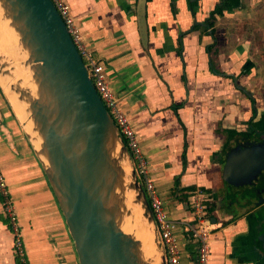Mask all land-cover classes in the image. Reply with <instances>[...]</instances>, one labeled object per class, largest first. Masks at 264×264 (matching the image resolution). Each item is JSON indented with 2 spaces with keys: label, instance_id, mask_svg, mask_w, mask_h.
I'll use <instances>...</instances> for the list:
<instances>
[{
  "label": "crops",
  "instance_id": "obj_1",
  "mask_svg": "<svg viewBox=\"0 0 264 264\" xmlns=\"http://www.w3.org/2000/svg\"><path fill=\"white\" fill-rule=\"evenodd\" d=\"M64 1L82 43L105 69L166 214L189 219L192 191L220 197L227 139L230 146L244 142L247 130L264 139V0H146V47L138 0ZM216 8L221 15L209 27ZM0 170L29 264H78L41 165L1 89ZM213 215L207 264H264V205L230 213L219 207ZM174 234L179 264H194L188 233L177 227ZM0 264H17L1 203Z\"/></svg>",
  "mask_w": 264,
  "mask_h": 264
},
{
  "label": "water",
  "instance_id": "obj_2",
  "mask_svg": "<svg viewBox=\"0 0 264 264\" xmlns=\"http://www.w3.org/2000/svg\"><path fill=\"white\" fill-rule=\"evenodd\" d=\"M195 0H191L194 2ZM146 0L137 1V20L141 41L146 47ZM0 20L18 36L15 48L24 59L16 63L0 53V78L26 109L39 148L18 118L31 143L49 187L62 213L73 242L78 264H148L142 259L140 242L123 232L118 220L124 158L130 166L135 193L134 204L152 228V241L160 264H167L150 203L134 160L93 86L87 68L66 26L51 0H0ZM27 68L35 85V95L20 87L15 67ZM237 88L253 100L242 86ZM222 163V197H215L216 208L227 204V189L251 187L264 173V139L259 142L234 140ZM117 156H114L116 148ZM229 203V202H228ZM224 204V205H225ZM258 202L256 205H260ZM231 205H233L231 203ZM212 225L216 216L212 214ZM195 264V263H194Z\"/></svg>",
  "mask_w": 264,
  "mask_h": 264
},
{
  "label": "built area",
  "instance_id": "obj_3",
  "mask_svg": "<svg viewBox=\"0 0 264 264\" xmlns=\"http://www.w3.org/2000/svg\"><path fill=\"white\" fill-rule=\"evenodd\" d=\"M51 1L61 16L74 45L83 59L94 88L96 89L106 110L113 119L134 160L137 173L142 180L147 193L150 208L157 224L161 241L165 248L167 264H179L182 257L181 245L174 234L177 227L185 230V232L188 233L191 242H193L194 263L207 264L210 257V237L213 231V225L211 223V207L215 202V197L213 194L203 189H196L189 194L190 196L188 198V205L190 209L189 219L174 221L168 217L161 200L157 196L153 183L147 176V162L139 147L136 134L127 117L119 108L117 99L112 90L109 88L103 65L93 58L92 54L82 43L79 28L77 27L66 2L64 0ZM0 196L2 199L0 202L2 206V213L7 220V227L12 235L13 258L17 264H29L17 214L10 201L7 184L1 170Z\"/></svg>",
  "mask_w": 264,
  "mask_h": 264
},
{
  "label": "bare ground",
  "instance_id": "obj_4",
  "mask_svg": "<svg viewBox=\"0 0 264 264\" xmlns=\"http://www.w3.org/2000/svg\"><path fill=\"white\" fill-rule=\"evenodd\" d=\"M2 24L4 26L1 27V23H0V27L2 28V30L4 29L3 27H5V31H7V32L13 30L12 28L10 29V27H9L10 30L9 29L6 30V26H8L9 20H5V23L3 22ZM0 31H1V29H0ZM5 31L3 30L2 32H5ZM12 32H11V36H13V34L15 33V32H13V34H12ZM8 33H10V32H8ZM9 36H10V34H9ZM9 36H7V37H9ZM15 36L17 38H14ZM4 38H6V37H4ZM13 38L15 40H18V36L16 33L13 36ZM2 39H3V37H2ZM7 39H5V40H7ZM12 40H10V41H12ZM2 43L3 42H0V44H2ZM10 50L12 53V49H10ZM18 52H20V50ZM0 53L3 54L4 56H6L7 58L9 56L8 54L5 53V51L0 50ZM13 53H12L13 55L11 54L12 58L14 59L13 62L17 63L18 61L21 60V58L17 55L16 48H15V51ZM14 75H15V78L17 79V81L20 83L19 84L20 87L23 89L29 90L30 93L34 96L36 88H35V85H34L32 79H31V72L27 68H24L21 71V73L19 72L17 74H16V70H15ZM0 80H2L4 83V88L2 87L1 84L0 85L3 88L4 92L6 93V95L8 96V98L10 99L15 113L17 114L18 118L25 124L27 131L34 138V141L36 142V144L34 143L36 148H39L40 138L33 129L31 120L28 117V111L26 112V110H25L27 103L23 102V101H18L16 99V96L14 95V93L9 90V84H8V81L6 79L0 78ZM22 102L24 103L23 106H22ZM118 150H119V148L117 147L115 150L114 156H117ZM119 163H120V166H121L122 171H123L122 184H121V187H119L117 189V194H118V196L120 198V202H121V214H120V217L118 220L119 226L123 232L133 236L135 239H137L140 242V244H141L140 252H141L142 259L145 262H149L148 264H160L159 254H158V252H157V250L153 244L152 237H151V235H153L152 228L146 219H145L146 225L150 228L151 235L148 234L147 231L142 232L143 231V219H144L142 217V211H141L139 206L134 204L135 193L129 189V186L132 183L129 164L125 158L123 160H121ZM136 234L138 237H140V238L142 237V238L138 239Z\"/></svg>",
  "mask_w": 264,
  "mask_h": 264
},
{
  "label": "flooded vegetation",
  "instance_id": "obj_5",
  "mask_svg": "<svg viewBox=\"0 0 264 264\" xmlns=\"http://www.w3.org/2000/svg\"><path fill=\"white\" fill-rule=\"evenodd\" d=\"M194 2H196V0ZM256 105L257 104L255 103V108H256ZM250 131L251 130H247L246 133L249 134ZM251 136L252 134H249V135L244 134L242 137L247 138V140H250V142H252L251 140H253V137ZM258 137H259V141H261L262 140L261 136H258ZM250 188L252 190V193L247 198H245L244 195L243 196L239 195L238 198L236 199L232 195V197L234 198V201H231L230 203L227 202V204L221 203L219 207L223 209L224 211H227L228 213L234 212V211H242L243 209H250V208L254 210V209H258L262 207L264 205V173L259 176V178L253 183V185ZM258 202H260L261 204L256 205ZM231 203L233 205H231ZM214 205L215 206L213 207L216 208L215 203Z\"/></svg>",
  "mask_w": 264,
  "mask_h": 264
},
{
  "label": "rangeland",
  "instance_id": "obj_6",
  "mask_svg": "<svg viewBox=\"0 0 264 264\" xmlns=\"http://www.w3.org/2000/svg\"><path fill=\"white\" fill-rule=\"evenodd\" d=\"M1 13V12H0ZM1 21V20H0ZM1 23V27L2 26H4L3 24H2V22H0ZM4 23H5V21H4ZM6 25V24H5ZM0 27V29H1V31H0V42H3L2 44H0V50L1 51H5V53L6 54H8L9 56H8V58L11 60V61H14V59L12 58V56H11V54L15 51V42L17 41V40H15L14 38H17L16 36L13 38V36L15 35V33L13 34V32H14V30H11V31H8V32H10V33H8L7 31H5V27H3L4 29V31L5 32H2L3 30H2V28ZM8 26H6V30L7 29H9V27L7 28ZM11 29V28H10ZM9 29V30H10ZM13 31V32H12ZM11 32H12V34H13V36H11ZM5 33V34H4ZM8 33V34H7ZM9 34H10V36H9ZM6 35V36H5ZM7 36H9V37H7ZM2 37H3V39H2ZM4 37H6V38H4ZM8 38V39H7ZM5 39H7V40H5ZM13 39V40H12ZM10 40H12V41H10ZM13 46H12V45ZM9 46V47H8ZM11 46V47H10ZM5 48V49H4ZM10 49H12V53H11V50ZM16 51H17V53H18V55H19V53L20 52H18L19 51V49H16ZM11 53V54H10ZM14 54V53H13ZM12 54V55H13ZM20 62H23V59H22V61L20 60V61H18L17 63H20ZM24 68L23 67H20V66H16L15 67V70H16V74L17 73H21V71L23 70ZM0 84L2 85V87L4 88V83H3V81L2 80H0ZM24 105V103L22 102V106ZM24 108V107H23ZM25 110H26V112H27V109L25 108ZM249 134H252V132L250 131L249 132ZM249 134H246V135H249ZM251 137H253V141L255 142H259V137L257 136H253V134H252V136ZM34 143L36 144V142L34 141ZM130 167V166H129ZM221 191V190H220ZM220 196L222 197V192H220ZM145 231H147L148 232V234H150L151 235V232H150V228L146 225V220H145V218L143 219V231L142 232H145ZM136 236H137V234H136ZM151 237H152V235H151ZM137 238L138 239H141L140 237H138L137 236Z\"/></svg>",
  "mask_w": 264,
  "mask_h": 264
},
{
  "label": "trees",
  "instance_id": "obj_7",
  "mask_svg": "<svg viewBox=\"0 0 264 264\" xmlns=\"http://www.w3.org/2000/svg\"><path fill=\"white\" fill-rule=\"evenodd\" d=\"M215 15H221V11L219 9H217V8L214 10V12H212L210 14L211 18L209 19V22H208L209 26L213 25ZM251 193H252V190H251L250 187H245V188H242V189H239V190H236V191H232V188L229 187L227 189L226 198H227V201L230 203L231 201H234L233 197H235L237 199L239 195H241V196L244 195L245 198H247L248 196H250ZM232 195H233V197H232ZM1 201H2V199H1V196H0V202ZM213 210H214V207L212 206L211 207L212 214H213Z\"/></svg>",
  "mask_w": 264,
  "mask_h": 264
}]
</instances>
